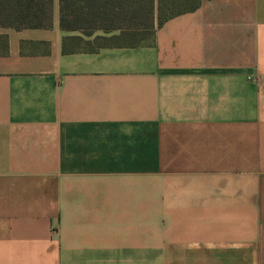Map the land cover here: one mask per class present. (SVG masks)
Here are the masks:
<instances>
[{"label": "crops", "instance_id": "obj_1", "mask_svg": "<svg viewBox=\"0 0 264 264\" xmlns=\"http://www.w3.org/2000/svg\"><path fill=\"white\" fill-rule=\"evenodd\" d=\"M70 36L0 29V264H264V0Z\"/></svg>", "mask_w": 264, "mask_h": 264}, {"label": "trees", "instance_id": "obj_2", "mask_svg": "<svg viewBox=\"0 0 264 264\" xmlns=\"http://www.w3.org/2000/svg\"><path fill=\"white\" fill-rule=\"evenodd\" d=\"M58 1L61 29L78 31L86 36L102 30L109 35L105 37L107 41H119L122 37L129 38L140 31L151 30L150 25L155 32L157 27H162L171 18L194 12L201 5V0ZM55 4L56 0H0V29H51ZM118 31L121 33L117 34ZM82 41L84 36L65 37L64 53L82 51L78 47ZM127 44L136 43L113 45ZM102 47L84 51L95 52Z\"/></svg>", "mask_w": 264, "mask_h": 264}, {"label": "rangeland", "instance_id": "obj_3", "mask_svg": "<svg viewBox=\"0 0 264 264\" xmlns=\"http://www.w3.org/2000/svg\"><path fill=\"white\" fill-rule=\"evenodd\" d=\"M152 27L151 30L148 31H140L138 33H135V35L126 38V37H122V39H120L119 41H107L105 39L106 36H109L108 34H106L104 31L102 30H98L94 35L92 36H84V41L80 42V47L83 50H90L93 48H97V47H102V46H106V45H113V44H126V43H137L140 41H143L144 39L150 38L151 35L154 32L153 26L150 25ZM121 32L118 31L117 34H120Z\"/></svg>", "mask_w": 264, "mask_h": 264}]
</instances>
